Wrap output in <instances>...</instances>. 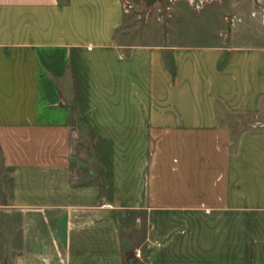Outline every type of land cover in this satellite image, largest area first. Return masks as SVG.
<instances>
[{"label":"crops","instance_id":"1","mask_svg":"<svg viewBox=\"0 0 264 264\" xmlns=\"http://www.w3.org/2000/svg\"><path fill=\"white\" fill-rule=\"evenodd\" d=\"M128 11L0 0L11 264H126L127 210L148 212L150 264H264V47L125 41Z\"/></svg>","mask_w":264,"mask_h":264},{"label":"rangeland","instance_id":"2","mask_svg":"<svg viewBox=\"0 0 264 264\" xmlns=\"http://www.w3.org/2000/svg\"><path fill=\"white\" fill-rule=\"evenodd\" d=\"M128 14L124 34L135 41L186 43L194 46L258 45L264 47V6L261 0H126ZM264 3V2H263ZM262 11V14H252ZM264 5V4H263ZM166 54H171L166 50ZM264 120V112L260 116ZM255 119L244 117L237 123L240 131ZM150 228L146 210H127L122 217V241L126 264H150L147 239ZM2 233V232H1ZM0 233V234H1ZM5 239L0 235V241ZM6 240V239H5ZM17 244L0 242V264H11ZM5 257V259L3 258ZM134 258L133 263L130 259ZM184 264L183 259L174 260Z\"/></svg>","mask_w":264,"mask_h":264},{"label":"trees","instance_id":"3","mask_svg":"<svg viewBox=\"0 0 264 264\" xmlns=\"http://www.w3.org/2000/svg\"><path fill=\"white\" fill-rule=\"evenodd\" d=\"M166 59L168 62V65L173 69L174 67V61L171 54H166Z\"/></svg>","mask_w":264,"mask_h":264},{"label":"water","instance_id":"4","mask_svg":"<svg viewBox=\"0 0 264 264\" xmlns=\"http://www.w3.org/2000/svg\"><path fill=\"white\" fill-rule=\"evenodd\" d=\"M133 261H134V258H131V259H130V263H133Z\"/></svg>","mask_w":264,"mask_h":264}]
</instances>
